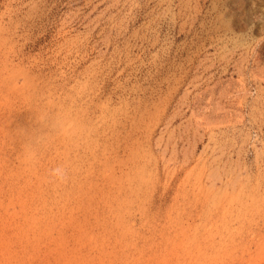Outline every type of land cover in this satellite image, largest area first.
Segmentation results:
<instances>
[{"label": "rangeland", "instance_id": "374dc122", "mask_svg": "<svg viewBox=\"0 0 264 264\" xmlns=\"http://www.w3.org/2000/svg\"><path fill=\"white\" fill-rule=\"evenodd\" d=\"M0 264H264V0H0Z\"/></svg>", "mask_w": 264, "mask_h": 264}]
</instances>
